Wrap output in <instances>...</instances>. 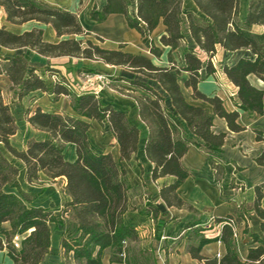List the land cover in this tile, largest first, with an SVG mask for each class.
Instances as JSON below:
<instances>
[{"label": "trees", "instance_id": "trees-1", "mask_svg": "<svg viewBox=\"0 0 264 264\" xmlns=\"http://www.w3.org/2000/svg\"><path fill=\"white\" fill-rule=\"evenodd\" d=\"M135 1V17L130 14L132 0H106L101 9L97 5L93 8L91 19L103 23L111 15H124L128 26L141 35L150 57L127 52L124 45L118 49L103 47L104 40L98 36L94 42L78 16L66 9L39 0H0L10 23L22 25L34 21L51 25L58 37H66L58 43H49L44 40L42 29L18 35L2 27L0 46L28 47L47 57L98 61L126 68L146 79L120 78L130 84L129 89L135 94L133 99L141 121L137 125L125 111L103 102L92 90L73 92L71 83L57 70L47 68V76H43L36 69H29L24 56L5 58L0 54V75L9 77L19 98L35 91H52L56 96H67L76 113L50 112L41 107L33 114L29 112L28 122L42 136L31 138L26 149L20 151L11 142L18 132L17 121L0 89V144L13 157L10 160L0 150V252L6 251L13 264H41L52 247L51 225L64 217L76 225V235L62 241V248L67 256L72 255L74 264H104L108 250L110 264H143L148 250L130 247L139 243V233L135 226L124 222L131 185L122 162L135 158L144 128L145 151L154 165L152 179L176 178L173 184L161 188L162 200L169 208L199 213L178 194L191 175L182 159L192 147L207 154L222 150L227 135L214 131L216 117L224 119L232 132L245 130L239 122L238 110H228L219 96H209L199 89L204 73L210 76L217 72L213 59L219 48L246 53L235 64L224 65L223 72L237 88V108L250 117H264V88L259 89L250 81V76H255L264 83V0H250L245 19L240 18L241 0H193L200 14L184 9L183 0ZM160 26L164 27L160 44L168 49L166 63L165 51L152 38ZM188 38L193 39L194 46L187 43ZM154 59L164 65L155 64ZM184 75L185 87L192 89L191 98L205 102L210 108L188 101L180 84ZM90 121L108 124L120 147V162L111 153L97 152L92 147ZM256 139L264 142V134L256 131ZM69 150L73 152L71 159ZM15 161L23 165L25 180L30 185L43 175L53 180L66 179L64 194L68 199L60 215L34 204L19 181L22 168ZM256 162L264 166V152ZM209 164L216 181L221 180L224 167L213 159ZM255 194L254 212L261 220L260 230L264 234V184L256 186ZM146 211L153 218L158 217L159 209L151 202ZM3 223H9L11 229H3ZM200 223L193 221L186 225L192 231L187 251L199 264H264V239L258 233H250L247 255L241 254V238L235 236L233 229L234 216L214 219L219 226V234L214 237L205 236ZM247 233L245 228L244 234ZM18 236L19 248L14 243ZM218 241L226 247L222 258L202 255L206 245ZM124 253L126 258L122 257Z\"/></svg>", "mask_w": 264, "mask_h": 264}, {"label": "crops", "instance_id": "crops-1", "mask_svg": "<svg viewBox=\"0 0 264 264\" xmlns=\"http://www.w3.org/2000/svg\"><path fill=\"white\" fill-rule=\"evenodd\" d=\"M49 6L60 7L66 9L74 14H76L85 29L86 32L90 33L94 38L96 36L102 38L104 43L103 47L109 49H118L120 45L125 46V51L135 53L132 51L133 46L138 47H147L144 46L142 42L141 35L134 29H131L128 26L127 20L124 15L114 14L111 15L105 22L96 23L91 19V12L93 8L97 5L101 9L105 4L106 0H39ZM250 0H241L240 2V18L245 19L247 16V9ZM184 9L193 11L197 14H200V11L193 0H183ZM136 1L132 0V6L130 8V14L136 16ZM6 27L7 30L15 34H23L27 31L33 29H42L44 31V40L49 43H58L65 39L66 37H58L56 31L51 25L40 24L38 22H28L22 25L12 24L7 20V14L4 8L0 7V28ZM164 32V27L160 26L152 35V37L157 33L160 38L161 34ZM187 41H190L192 46L194 41L192 38H188ZM160 42V41H159ZM157 46L161 47L165 51V56L163 57L164 62L166 63V54L168 52L167 48H164L161 44ZM149 51V50H148ZM222 51L228 55L230 58L223 65L220 71H217L214 75L207 76L204 73L202 82L199 84V89L209 95L219 96L223 101L225 107L230 110H238L240 113V124L245 128L244 131L236 133L232 132L227 125V122L224 119L216 117L214 120V131L216 133H226L225 144L220 152H215L213 154H207L203 151H199L196 148L192 147L188 153L182 159L183 166L190 172V177L178 190V194L181 198L192 205L199 213H192L186 209H178L175 207L169 208L166 203L162 200L160 196V190L164 184H173L176 181L175 177H166L154 181L152 179V170L154 165L148 159L145 147L147 141V130L144 128L141 136V140L138 146V152L134 159L130 162L123 161L122 165L127 171V177L131 185V189L128 193L129 196V210L124 215V222L128 225L135 226L139 233V244L142 249L155 250L159 243L161 242L160 235L165 234L169 227L177 229H185L187 232L191 229H186V225L193 221L206 222L216 217H225L232 215L237 221L238 218L241 219L240 213L247 209L250 211V215L254 220L256 227L251 233H258L264 239V234L260 230L261 220L254 212V203H255V188L258 185L264 184V166L259 165L256 160L264 152V142L257 141L256 131H260L264 134V117H250V115L237 108L236 104L238 103V95L236 86L231 83L226 75L223 72L224 65H233L235 64L242 56L246 55L243 51L238 52H227L221 48L218 49V52ZM217 52V53H218ZM0 54L5 58H12L16 56H24L28 61L29 69H36L37 72L43 76H47L46 69L51 68L57 70L61 75L65 76L66 79L70 82L67 72H72L70 69L66 70L69 67L68 61L65 60H78L82 64L79 67H86L89 69H96L97 71H111V69L123 70L133 77L120 76L121 78L128 80H141L146 81L145 77L140 74H135L132 71L121 68L117 66H111L104 64L98 61H92L83 58H73V57H47L38 54L28 47L9 49L0 46ZM141 54L146 55L142 52ZM150 55V53H149ZM147 56V55H146ZM150 57V56H149ZM157 60V59H156ZM158 61V60H157ZM153 62L157 65L154 60ZM161 63L160 61H158ZM81 68H78V70ZM141 77V78H140ZM48 78V77H46ZM213 78V84L207 88L205 86L204 79ZM145 79V80H144ZM251 83L259 89L264 88V83L256 78L255 76H250ZM185 82V78H184ZM181 84V83H180ZM11 86L12 83L8 76L5 74L0 75V89L3 92L5 86ZM73 86V84L71 83ZM185 87V85H184ZM185 89L188 91V96L186 98L188 101L194 105L208 107L210 106L205 102L193 100L191 98L192 89ZM183 90V89H182ZM42 92L35 91L33 93ZM75 93H79L74 91ZM45 95H48L52 98L51 108H44L45 111H54L58 110L63 113L76 115L71 107L70 99L67 96L61 95L56 96L52 91L42 92ZM184 93V91H183ZM29 94V95H30ZM185 94V93H184ZM27 95V96H29ZM25 96V97H27ZM24 97V98H25ZM23 99V98H22ZM65 99L64 106H62V100ZM105 103L112 104L115 108L125 111L128 116L129 113L126 110V107L120 106L115 102H107L103 98H100ZM134 110L135 119L130 118L135 124L140 125L141 121L138 115V107L134 99L130 102ZM36 107L33 111H28L33 114V112L38 108ZM30 114V115H31ZM130 117V116H129ZM92 124L91 131L94 130L96 125L104 127V129L111 136V140L108 142L109 145L102 146L97 148L91 137V131L89 133V139L92 147L101 153H111L114 159L117 162H120V147L110 131V128L107 123L104 125L99 124L97 121H90ZM30 124V123H29ZM35 130V129H34ZM38 132L37 130H35ZM34 138V137H32ZM13 139V137H12ZM11 139V142H12ZM1 150V149H0ZM213 159L219 164H221L225 173L221 180L215 178V172L209 164V160ZM24 173L23 177L25 179V169L21 170V173ZM42 179V177H41ZM53 182L62 180V192H63V203L67 201V197L64 194V188L66 186L65 178H57L55 180L51 179ZM236 186H231L232 181ZM20 181V178H19ZM26 181V180H25ZM21 183V182H20ZM22 185V184H21ZM56 200V197L52 198V201ZM151 202L159 209V214L157 218L146 211L147 204ZM62 203V204H63ZM264 207V198L262 201ZM64 205V204H63ZM63 205L52 204L49 206L46 202L39 204L44 208L51 209L56 215L60 214ZM145 210V211H143ZM68 218V217H66ZM64 219V218H63ZM165 224V225H159ZM75 226V223L73 222ZM217 225V224H216ZM157 227V228H156ZM160 227V229L158 228ZM2 228L5 230H10L11 226L9 223H3ZM160 230L156 236V230ZM242 234V232H240ZM216 236V235H215ZM214 237V236H213ZM242 241L247 242L243 249H241V254L243 257L247 255V244L250 242V239H246V234H242ZM182 251V249H179ZM226 254V247L223 242L218 241L206 245L202 250V255L210 258H222ZM111 252L108 250L104 257L105 260L110 264ZM167 264H199L194 260L188 251L180 253H171L167 256Z\"/></svg>", "mask_w": 264, "mask_h": 264}, {"label": "rangeland", "instance_id": "rangeland-1", "mask_svg": "<svg viewBox=\"0 0 264 264\" xmlns=\"http://www.w3.org/2000/svg\"><path fill=\"white\" fill-rule=\"evenodd\" d=\"M154 42L160 45L159 37L157 33L152 37ZM94 42L96 40L92 38ZM190 44V41H187ZM145 46V45H144ZM132 51L135 53H146L149 55V51L146 50L145 47L133 46ZM227 54L222 51H219L213 59V63L216 66L217 71L222 69V65L229 60ZM68 61L69 67L66 70H71L72 72H67V76L70 78V83L73 84L72 88L74 91L81 92L87 90H95L98 93L100 98H103L107 102H115L116 104L126 107V110L129 113L130 118L135 119L134 110L132 104L130 103L135 96L134 92L129 89L130 84L127 81H122L120 76H127L132 78L133 76L123 70L111 69V71H97L96 69L82 68L80 64L81 61L78 60H65ZM156 63L159 65H164V63H159L156 59H154ZM78 68H81L78 70ZM103 77L99 79L98 77ZM141 78V77H140ZM184 78H180V83L185 95L188 96V91L184 87ZM145 80V79H144ZM205 86L209 88L214 80L213 78L204 79ZM53 82V81H52ZM153 86H156L154 82H151ZM17 89L12 88L11 86H5L3 89V96L6 103L10 106L11 112L14 115L17 125L18 132L12 139V145L19 149L20 151L25 150L28 144V141L32 138H38L42 135L39 132H36L34 128L28 122V111H33L36 107L41 106L44 108H51L52 106V98L48 95H45L42 92H37L30 94L29 96L21 99L17 95ZM64 106L65 99L62 100ZM91 137L93 139L94 144L97 148H101L102 146L109 145L108 143L111 140V136L109 133L99 125H96L93 131H91ZM0 149L3 151L6 157L10 160H13L12 155L5 150L3 145L0 144ZM68 155L73 156L72 150H69ZM16 165L23 169V165L18 161H15ZM24 173L20 174V182L22 184L23 189L34 199V204H41L46 202L49 206L52 204L63 205V192H62V180L57 182H53L46 176H42V179L36 182L34 185L28 184L24 177ZM231 186H236L234 180L231 183ZM56 197V200L52 201V198ZM63 203V204H62ZM61 213V212H60ZM60 215V214H58ZM241 219L238 218L235 221L236 227L239 232L244 233L245 228L248 229L249 233L246 234V239H250V233L258 226L254 223L252 215H250V211L244 209L242 213H240ZM165 225V224H159ZM199 226L203 229V234L208 237H213L219 234V226L214 223V219L208 220L206 222H201ZM157 228V227H156ZM160 229V227H158ZM52 229V247L49 251V254L46 256L45 260L41 264H74L72 259V255L67 256L64 249L62 248V241L65 239H72L76 235V225H73V221L70 218H60L59 223H55L51 225ZM156 230V236L160 233V230ZM192 231H188L185 229H177L175 230L173 227H169L165 234L160 235L161 242L158 247L154 250H148L145 259L141 262L143 264H167V256L168 254L186 252L188 244L190 242V234ZM241 234V233H240ZM242 234L240 238H242ZM247 242L240 241V247L243 249ZM128 246V245H127ZM130 247L134 248H142L139 243H132ZM179 249H182L180 251ZM0 264H13L10 258L7 256V252H0ZM104 264H108V261L105 260Z\"/></svg>", "mask_w": 264, "mask_h": 264}, {"label": "built area", "instance_id": "built-area-1", "mask_svg": "<svg viewBox=\"0 0 264 264\" xmlns=\"http://www.w3.org/2000/svg\"><path fill=\"white\" fill-rule=\"evenodd\" d=\"M56 78L57 77H54L53 78V80H56ZM99 79H102L103 77H98ZM96 95H98V93H97V91H95V90H92ZM233 229H234V231H235V236L237 237V238H239L240 239V232H239V230H238V228L236 227V224L233 226ZM14 243H15V246L16 247H20V237L18 236V237H15V239H14ZM125 244V246H127L128 245V243L127 242H125L124 243ZM122 257L123 258H126V253H124L123 255H122Z\"/></svg>", "mask_w": 264, "mask_h": 264}]
</instances>
